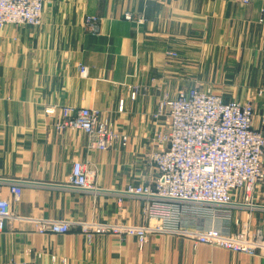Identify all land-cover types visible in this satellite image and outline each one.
Listing matches in <instances>:
<instances>
[{
	"label": "crops",
	"instance_id": "crops-1",
	"mask_svg": "<svg viewBox=\"0 0 264 264\" xmlns=\"http://www.w3.org/2000/svg\"><path fill=\"white\" fill-rule=\"evenodd\" d=\"M125 12L133 20L123 19ZM87 17L97 19L96 30L85 25ZM78 65L87 68L85 77ZM193 86L210 88L225 102L252 101L264 114V0H44L39 28L5 25L0 196L11 217L0 232V264H236L225 250L187 237L150 234L139 250L134 238L90 226L145 224L143 201L119 192L153 179L146 158L152 137L165 128L153 118L160 95ZM63 106L96 109L127 141L87 150L83 133L58 132L45 113ZM74 160L94 171L90 190L67 185ZM11 182L20 185L17 201ZM253 203L232 217L264 232V178ZM35 219L74 226L64 234H37ZM222 226L236 230L233 221Z\"/></svg>",
	"mask_w": 264,
	"mask_h": 264
},
{
	"label": "built area",
	"instance_id": "built-area-1",
	"mask_svg": "<svg viewBox=\"0 0 264 264\" xmlns=\"http://www.w3.org/2000/svg\"><path fill=\"white\" fill-rule=\"evenodd\" d=\"M239 2L247 5L250 0ZM43 6L44 0H0V31L5 25L39 28ZM123 19L133 20L132 14L125 12ZM96 22L95 17L85 19L90 30H96ZM168 55L177 54L168 52ZM77 70L80 76H86L84 65H78ZM136 91L132 90L130 99L135 98ZM122 110L120 100L117 111ZM45 113L54 117L58 132L83 133L87 150L106 151L127 141V136L116 130L113 120L102 117L96 109L50 107ZM253 114L250 102H225L198 86L180 88L173 96L161 94L153 118L163 120L165 128L152 137L154 148L146 158L153 179L128 184L119 192L120 196L140 198L143 215L153 224L90 226L122 240L134 238L139 250L150 234L168 233L187 237L195 244L253 254L256 248L264 246L261 235L252 238L245 231L231 234L222 226L223 222L232 221L234 209L253 207L254 190L264 178V133L252 126ZM93 176L94 171L85 163L74 160L67 185L90 190ZM8 190L17 201L20 185L11 182ZM10 217V203L0 196V232ZM72 226L67 221L34 220L37 234H64Z\"/></svg>",
	"mask_w": 264,
	"mask_h": 264
},
{
	"label": "rangeland",
	"instance_id": "rangeland-1",
	"mask_svg": "<svg viewBox=\"0 0 264 264\" xmlns=\"http://www.w3.org/2000/svg\"><path fill=\"white\" fill-rule=\"evenodd\" d=\"M200 88H202V89H204L206 91H209L211 93H214L212 91V89H210V88H203V87H200ZM214 94H216V93H214ZM229 101H237V100H229ZM237 102H241V103L250 102L252 104L253 109H254L253 118H255V119L252 118V121L253 120H255V121L257 120L256 123H258V126H254L253 125L254 123L252 124V126L254 128H257V129L261 130L264 133V114L260 115V113L257 112V105L254 102H252V101H239L238 100ZM144 219L146 221L144 225H147V224L152 225L153 224V221H149L145 216H144ZM235 220H236V222H235ZM232 221H233V224H234L236 230L235 231H230L231 234H238L241 231H245V233L249 237L253 238V237H255L258 234V235H261L262 239L264 240V232L260 228L252 229L250 227V225H249L247 220L246 221H240L239 219H236V218L234 219L233 218ZM114 224L133 225V224L125 223L123 221L116 222ZM157 234H159V233H152L151 235H157ZM216 248H219V247H216ZM219 249H222V248H219ZM222 250H225V249H222ZM225 251L232 258V263H236V264H253L254 262H256V264H257L258 262H260L261 264H264V246L256 248L253 254L236 253V252H231V251H228V250H225Z\"/></svg>",
	"mask_w": 264,
	"mask_h": 264
}]
</instances>
